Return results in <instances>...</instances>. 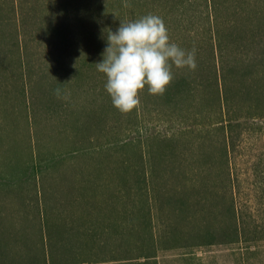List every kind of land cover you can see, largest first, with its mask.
<instances>
[{"label":"rangeland","instance_id":"rangeland-1","mask_svg":"<svg viewBox=\"0 0 264 264\" xmlns=\"http://www.w3.org/2000/svg\"><path fill=\"white\" fill-rule=\"evenodd\" d=\"M22 2L0 25V264H44L49 241L54 264H168L198 246L206 264H264V0ZM147 14L196 67L122 113L95 63L120 20Z\"/></svg>","mask_w":264,"mask_h":264},{"label":"clouds","instance_id":"clouds-1","mask_svg":"<svg viewBox=\"0 0 264 264\" xmlns=\"http://www.w3.org/2000/svg\"><path fill=\"white\" fill-rule=\"evenodd\" d=\"M106 38L102 60L95 65L106 76L105 90L113 106L122 113L140 104L145 87L149 94L162 95L173 79V66L196 67L195 50L187 51L171 41L162 18L155 14L120 20Z\"/></svg>","mask_w":264,"mask_h":264},{"label":"trees","instance_id":"trees-1","mask_svg":"<svg viewBox=\"0 0 264 264\" xmlns=\"http://www.w3.org/2000/svg\"><path fill=\"white\" fill-rule=\"evenodd\" d=\"M22 4H23L22 0H8V9L6 10L7 17L5 19L2 18L0 20V25L3 26L4 23H7V22H9L11 20H14L16 22L20 21L22 19L23 15L25 14ZM220 59H222V57ZM222 62H220V66H219V72H220L219 77L221 78V80H223V96H222L223 104L221 106L220 111H222L223 119H224V116H226V115H227V118H228L226 120V122H227L226 125L227 126H223L224 124H222L223 131H224L225 127L226 128L229 127V129H230L232 118L229 115H230V112H232V113L234 112V109H233L234 107L232 106L230 94H229L228 89H227L226 84H225V82H226V74L224 72L225 66H222ZM220 113L221 112H219V114ZM228 154H229L228 148H227V146H224L223 152H222V156L228 158ZM143 175H145V174H143ZM257 175H260V174L257 173ZM263 179H264V177H263ZM143 183L146 186V181L145 182L143 181ZM262 184H264V183H261L260 181L257 182V188L256 189H258V193H257V197L256 198L258 200L259 205L264 206V188L262 187ZM260 187H262L261 190H260ZM143 191L146 192L147 197H148V195L150 193V189H148L147 187H144ZM131 203H132V201H131ZM43 205H45V204L43 203ZM107 205H108L109 208H113L115 203H114L113 200H108L107 201ZM127 206H128V204H127ZM251 214H252L251 216L254 219V223H255L253 232L255 234H258V233H260L259 229H261V228H263L262 231L264 232V217H263V219L262 218L260 219L262 221V223H260V225H257V222H256L259 219V214H260L259 209H256ZM236 221H237V224L240 222L239 219H236ZM67 226H68L69 231H78L80 233L84 232V230L80 229V225H76L74 219L70 220L68 222ZM128 226L129 227L127 228V231L131 232L133 230V227L130 224H128ZM263 232H261V233H263ZM49 237H50V235H49ZM149 239L150 238L148 237V240ZM258 239H261V238H258ZM143 241H146V240L143 238ZM74 249H76V248H74ZM53 250H54V245L52 244V242L50 243V241H49L48 246H47V253L45 254L46 258H43L44 264H54L55 258L53 256ZM114 251L112 250V252H114ZM47 255H48V259H47ZM123 260L126 261L127 259L126 258H120V259L112 258L108 262L107 261H101V262L99 261V262H95V264H108V263L116 264V262L121 264L123 262ZM80 263H82V264H84V263L85 264H92L91 262H88L86 260H84V261H82ZM80 263H75V264H80Z\"/></svg>","mask_w":264,"mask_h":264},{"label":"crops","instance_id":"crops-1","mask_svg":"<svg viewBox=\"0 0 264 264\" xmlns=\"http://www.w3.org/2000/svg\"><path fill=\"white\" fill-rule=\"evenodd\" d=\"M226 251V253H228V250ZM225 256H227V254ZM186 262H192L191 264H206L205 249H201V247L198 246L197 249H193L192 251L182 252L181 254L174 253L167 258L168 264H185Z\"/></svg>","mask_w":264,"mask_h":264}]
</instances>
